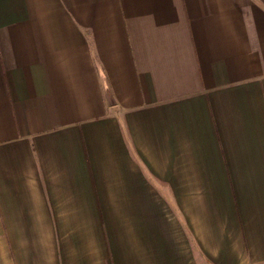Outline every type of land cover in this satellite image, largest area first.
Returning <instances> with one entry per match:
<instances>
[{
	"label": "crops",
	"instance_id": "1",
	"mask_svg": "<svg viewBox=\"0 0 264 264\" xmlns=\"http://www.w3.org/2000/svg\"><path fill=\"white\" fill-rule=\"evenodd\" d=\"M0 264H264V0H0Z\"/></svg>",
	"mask_w": 264,
	"mask_h": 264
}]
</instances>
